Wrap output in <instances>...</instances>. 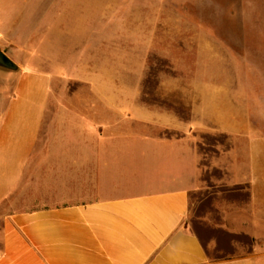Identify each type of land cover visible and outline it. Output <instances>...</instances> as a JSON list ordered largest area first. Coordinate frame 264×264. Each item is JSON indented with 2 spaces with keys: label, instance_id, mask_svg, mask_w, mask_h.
<instances>
[{
  "label": "crops",
  "instance_id": "obj_1",
  "mask_svg": "<svg viewBox=\"0 0 264 264\" xmlns=\"http://www.w3.org/2000/svg\"><path fill=\"white\" fill-rule=\"evenodd\" d=\"M13 1L0 0V38L8 45L18 21L31 35L49 11L42 2ZM147 75L142 66L136 87L108 101L102 92L103 101L91 98L84 120L57 106L67 118L61 122L58 108L40 110L39 135H11L0 125V264H264V127L205 76L177 85L154 76L150 85ZM58 123L67 125L52 137ZM212 133L236 138L238 147L208 156L192 138ZM239 146L242 169L235 166ZM52 157L53 167L43 170ZM209 169L223 176L216 188L205 177ZM26 191L38 192V203L16 211V192ZM216 191L231 195L200 223L241 216L242 237L253 246L246 255L210 257L185 223L192 197L206 201ZM238 193H245L243 205Z\"/></svg>",
  "mask_w": 264,
  "mask_h": 264
},
{
  "label": "rangeland",
  "instance_id": "obj_2",
  "mask_svg": "<svg viewBox=\"0 0 264 264\" xmlns=\"http://www.w3.org/2000/svg\"><path fill=\"white\" fill-rule=\"evenodd\" d=\"M20 1L13 3L18 7ZM34 1L49 10L46 20L33 25L31 35L25 33L30 25L18 21L16 30L6 36L13 44L0 38V50L17 67L14 71L0 68V125H5L6 133L39 135L42 109L49 114L50 109L58 108L62 122L69 111L61 109L70 107L73 120H84L86 105L92 99L103 101L100 92L107 100L119 97L122 89L136 87L142 66L149 84L154 76L176 85L196 75L205 76L217 87H227L239 105L249 110L251 124L264 127V0ZM72 92L76 95L71 96ZM66 125L55 124L50 135L57 136L56 130ZM192 140L202 143V152L208 156L238 147L236 138L214 133L197 134ZM238 156L235 166L242 169L243 146H239ZM37 161H33L36 166ZM54 162L53 157L46 159L43 170ZM212 175L209 169L205 177L216 188L217 179L223 176ZM20 194L16 192V211L34 198L38 203V192ZM244 194H237L241 205ZM230 195L216 191L206 201L191 199L185 223L190 222L199 233L210 257H239L253 247L242 237L246 223L241 216L225 221L212 215L210 222L200 223L209 217L207 213L218 199ZM40 197L41 203L48 202ZM3 212L0 207V216Z\"/></svg>",
  "mask_w": 264,
  "mask_h": 264
},
{
  "label": "water",
  "instance_id": "obj_3",
  "mask_svg": "<svg viewBox=\"0 0 264 264\" xmlns=\"http://www.w3.org/2000/svg\"><path fill=\"white\" fill-rule=\"evenodd\" d=\"M0 68L9 71L17 70L15 63L10 58H8V56H6V54L3 53L1 50H0Z\"/></svg>",
  "mask_w": 264,
  "mask_h": 264
}]
</instances>
